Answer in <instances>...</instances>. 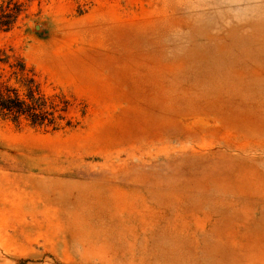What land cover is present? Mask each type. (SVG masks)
<instances>
[{"label":"rangeland","instance_id":"374dc122","mask_svg":"<svg viewBox=\"0 0 264 264\" xmlns=\"http://www.w3.org/2000/svg\"><path fill=\"white\" fill-rule=\"evenodd\" d=\"M1 5L0 264H264V0Z\"/></svg>","mask_w":264,"mask_h":264},{"label":"trees","instance_id":"16d2710c","mask_svg":"<svg viewBox=\"0 0 264 264\" xmlns=\"http://www.w3.org/2000/svg\"><path fill=\"white\" fill-rule=\"evenodd\" d=\"M0 29L5 30L9 22H5V10L0 6ZM5 62V58H0ZM12 74L17 78L18 87L5 82L0 84V114L12 121L25 120L28 124L37 127H46L57 130L61 127H70L73 124L65 118V104L56 103L54 99L45 97L34 78V74L18 58L17 65H9Z\"/></svg>","mask_w":264,"mask_h":264}]
</instances>
